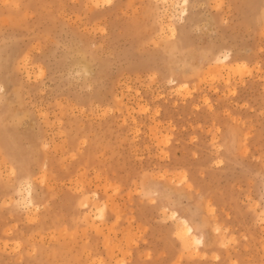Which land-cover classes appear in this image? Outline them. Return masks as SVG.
I'll return each instance as SVG.
<instances>
[{
	"label": "rangeland",
	"instance_id": "rangeland-1",
	"mask_svg": "<svg viewBox=\"0 0 264 264\" xmlns=\"http://www.w3.org/2000/svg\"><path fill=\"white\" fill-rule=\"evenodd\" d=\"M0 264H264V0H0Z\"/></svg>",
	"mask_w": 264,
	"mask_h": 264
},
{
	"label": "bare ground",
	"instance_id": "bare-ground-1",
	"mask_svg": "<svg viewBox=\"0 0 264 264\" xmlns=\"http://www.w3.org/2000/svg\"><path fill=\"white\" fill-rule=\"evenodd\" d=\"M171 34H173V32H171ZM229 60L230 54L228 52H225L223 55L217 58V61L221 62L222 65L226 64ZM176 221L178 222V228L176 230L178 238L181 239L180 242H182L185 247H189L191 245H194L196 247L201 244V239L194 234L191 226L187 223L185 219L181 218L180 221L176 219ZM187 249L190 250V247Z\"/></svg>",
	"mask_w": 264,
	"mask_h": 264
}]
</instances>
